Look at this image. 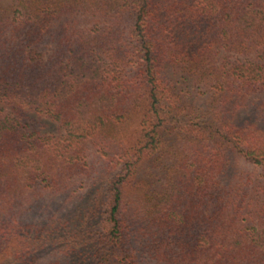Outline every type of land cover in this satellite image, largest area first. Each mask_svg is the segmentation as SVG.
Instances as JSON below:
<instances>
[{
  "label": "trees",
  "instance_id": "trees-1",
  "mask_svg": "<svg viewBox=\"0 0 264 264\" xmlns=\"http://www.w3.org/2000/svg\"><path fill=\"white\" fill-rule=\"evenodd\" d=\"M0 264H264V0H0Z\"/></svg>",
  "mask_w": 264,
  "mask_h": 264
},
{
  "label": "rangeland",
  "instance_id": "rangeland-1",
  "mask_svg": "<svg viewBox=\"0 0 264 264\" xmlns=\"http://www.w3.org/2000/svg\"><path fill=\"white\" fill-rule=\"evenodd\" d=\"M74 22L76 23V26L80 28H87V27H91V26L103 23V21L98 20V18L96 17H77L74 19ZM50 129L57 132V125L54 124L52 128ZM39 204L43 206H40ZM39 204H38V210L36 211L37 216L34 217V219H32V223L37 224L40 227L46 226L50 222L60 223L62 221V218L64 219L67 216L64 214L68 213L67 207L69 206V204L63 201V204L61 205V207H64V208L57 210V204H58L57 198L52 197L51 195H48V196L45 195L44 198L39 202ZM50 212L60 213V214L57 216V218H55V217H51V214H49ZM43 256L45 255L44 254L40 255L38 262L41 263L43 261V258H42Z\"/></svg>",
  "mask_w": 264,
  "mask_h": 264
}]
</instances>
